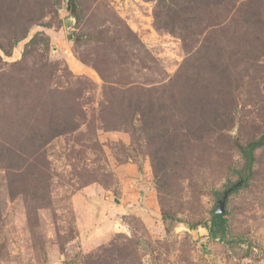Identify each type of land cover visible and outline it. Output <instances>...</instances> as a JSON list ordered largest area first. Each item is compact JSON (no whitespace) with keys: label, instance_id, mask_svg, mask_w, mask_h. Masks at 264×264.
Returning a JSON list of instances; mask_svg holds the SVG:
<instances>
[{"label":"rangeland","instance_id":"rangeland-1","mask_svg":"<svg viewBox=\"0 0 264 264\" xmlns=\"http://www.w3.org/2000/svg\"><path fill=\"white\" fill-rule=\"evenodd\" d=\"M0 44V264H264V0H0Z\"/></svg>","mask_w":264,"mask_h":264},{"label":"trees","instance_id":"trees-1","mask_svg":"<svg viewBox=\"0 0 264 264\" xmlns=\"http://www.w3.org/2000/svg\"><path fill=\"white\" fill-rule=\"evenodd\" d=\"M18 41L15 40L11 44V50L16 47ZM1 49L5 52L7 56H11V51H9L5 46L0 44ZM58 135V134H56ZM264 146V135L258 139H255L247 144H237V147L245 160L244 171H248L250 177L253 175V166L255 163V151ZM239 191V190H238ZM237 192V191H236ZM216 196L218 193L215 192ZM227 214L224 215H213L211 219L206 222L205 228L208 230L209 235L214 240H220L226 244H236L243 242L240 238H229V225L228 219L226 218ZM196 225L192 226L195 228Z\"/></svg>","mask_w":264,"mask_h":264},{"label":"water","instance_id":"water-1","mask_svg":"<svg viewBox=\"0 0 264 264\" xmlns=\"http://www.w3.org/2000/svg\"><path fill=\"white\" fill-rule=\"evenodd\" d=\"M246 181H247V175L246 173H244L241 175L240 179L237 182L227 187L224 193L219 196L217 206H216L215 211L213 212V215L216 216V215L226 214V204H227L229 196L232 193L240 190L243 186H245Z\"/></svg>","mask_w":264,"mask_h":264}]
</instances>
